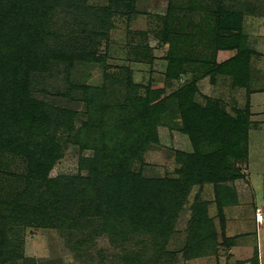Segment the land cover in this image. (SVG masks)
Wrapping results in <instances>:
<instances>
[{"label": "rangeland", "instance_id": "rangeland-1", "mask_svg": "<svg viewBox=\"0 0 264 264\" xmlns=\"http://www.w3.org/2000/svg\"><path fill=\"white\" fill-rule=\"evenodd\" d=\"M53 2L51 31L59 36L57 42L70 38L76 29H84L89 38L85 57L72 63L68 75L69 83L75 87L70 97L64 95L68 82L63 63L35 85L34 97L56 109L61 120L71 119L75 131L88 121L83 88L89 97L104 93V104L112 107L122 104L129 83L137 86L140 94L149 86L163 90L164 97H168L183 84L194 82L195 103L200 107L214 103L218 111L215 117H220L216 122L224 126L223 130L229 118H241L239 125L246 128V133L237 135L241 128L235 132L234 142H238L234 148L235 152L238 149L245 153L239 162L228 158L224 170L239 169V177L222 184L218 193L213 183L200 184L203 178L195 177L179 210L167 218L161 237L151 239L144 232L126 229L127 239L115 246L109 232L100 231L106 222L105 207L91 209V199L84 188L88 179L96 184L106 179L85 162L94 159L95 150H80L74 132L59 129L54 133L58 152L45 162V181L38 183L35 196L40 203L49 199L53 191H59L65 202L62 212L74 220L75 228H21L19 251L4 255L0 252V264H122V260L116 263L115 259L130 253L150 264L153 259L156 264H249L256 261L257 238L259 259L264 262V228L254 222L256 208L264 205V0H120L107 19L104 10L113 3L110 0ZM78 2L87 8L82 22L69 8ZM219 12L237 17L239 30L229 34V39L239 35L237 43L227 40L219 46L212 34L215 19L211 13ZM239 51H243L241 57ZM170 54L180 63L179 79L167 80ZM205 63L217 68L209 72L211 68H204ZM108 119L101 131L110 134L101 142L98 139L97 147H110L118 138L117 130L111 131L113 120ZM95 126L89 123L91 129L99 128ZM213 148L217 150V145ZM179 152L193 154L194 147L190 135L181 131L180 117L174 111L157 126L155 138L148 141L142 160L131 163V170H141L147 179H177L181 168L176 162ZM22 159L23 162L16 158L9 166L0 160V170L23 175L29 160ZM235 163L236 168L232 167ZM1 180L5 185L3 198L7 195L12 200L22 192L23 179L3 175ZM124 224L119 222L117 231ZM239 245L246 246L247 251L245 247L234 249L237 263H232L228 258L230 248ZM246 260L249 261L242 262Z\"/></svg>", "mask_w": 264, "mask_h": 264}, {"label": "trees", "instance_id": "trees-1", "mask_svg": "<svg viewBox=\"0 0 264 264\" xmlns=\"http://www.w3.org/2000/svg\"><path fill=\"white\" fill-rule=\"evenodd\" d=\"M119 1L110 0L113 3L104 10V19L109 18ZM55 4L53 0H0V160L7 166L16 158L22 162V158L29 160L27 168L21 173L23 175L16 176L0 170V252L4 255L8 251L12 254L19 251L21 242L18 233L21 228H75L74 220L62 212L65 202L61 201L59 191H53L49 199L40 203L35 196L38 183L45 181L48 168L45 162L49 157L55 158L58 152L54 133L59 129L69 134L74 132V141L80 150H95L94 159L85 162L88 166L90 163L96 174L106 176V179L97 184L89 183L88 179L84 188L89 193L91 209L105 207V211H101L106 222L101 225L100 231L109 232L111 244L116 246L121 240L125 241L130 230L158 239L163 234L167 218L181 207L189 184L193 183L195 177L203 178L200 184L213 183L217 193L222 184L239 177V169L233 172L225 170L231 157L239 162L244 155L243 150L239 152L237 149L235 152L234 143L238 139L234 142V137L240 128L242 131L237 135L241 133L244 136L246 128L239 125L241 118H229L230 122L223 130L224 126L220 127L221 123L216 122L220 117H215L218 111L214 103L209 102L205 107L195 103L194 82L183 84L168 97H164L163 90L149 86L144 94H140L138 87L129 83L122 104L112 107L104 104V93L97 98L89 97L87 89L83 88L82 100L87 103L88 121L75 131L71 119L61 120L56 109L34 97L38 81L44 79L45 75H51L61 63L66 65L68 82L64 95L70 97V91L75 88L68 81L72 63L85 57V43L89 38L84 29H76L75 34L71 32L73 35L70 38L57 42L59 36L51 31ZM69 8L74 12L75 19L82 22L87 8L79 2L69 5ZM211 15L215 19L211 31L219 46H223L227 40L237 43L238 34L234 35L235 39H229L232 31L239 30L237 17L224 12ZM97 26L101 27L100 24ZM239 55L241 57L243 51H239ZM174 56L169 55L167 80L179 79L180 63ZM204 68H211L209 72H212L217 67L205 63ZM174 111L180 117L181 131L191 137L194 153H176L177 165L181 167L179 178H144L141 170H131V163L142 160L148 141L156 136L157 126ZM108 118L113 120L111 131L117 130L118 138L112 146L100 148L95 143L110 134L101 131L104 120ZM90 122L99 128L91 129ZM59 123L63 128H59ZM216 145L217 150L213 148ZM203 147V150L207 149L206 152L202 150ZM232 167L236 168L237 163ZM3 175L23 179L22 192L13 196L12 200L7 195L2 197L5 189L1 180ZM119 222L125 223V226L117 231ZM128 255L118 257L116 263L122 260V264H135L136 261L137 264H150L145 263L138 254ZM152 262L157 263L156 259Z\"/></svg>", "mask_w": 264, "mask_h": 264}, {"label": "crops", "instance_id": "crops-1", "mask_svg": "<svg viewBox=\"0 0 264 264\" xmlns=\"http://www.w3.org/2000/svg\"><path fill=\"white\" fill-rule=\"evenodd\" d=\"M257 209H259V208H256V210ZM259 210L260 211L262 210L264 212V205L262 206V209H259ZM254 222H255L256 226H260V227L264 228V221L261 224H257L256 223V221H255V214H254ZM256 242H257V246H256V261H251V262H249V264H255V263H257V264H264V262H262V258H261V261L259 259L260 258V253H259L260 243H259V239L258 238L256 239ZM237 247H240V249H242V250H243V247H245L244 249H245V251H247L246 246H243V245L242 246L239 245V246H233V247H231L230 248V256L228 258L233 261L232 263H234V262L237 263V260H234V258H233V250L236 249ZM247 248H248V251L251 250L248 246H247ZM249 260L242 261V262L243 263L244 262H248ZM244 264H248V263H244Z\"/></svg>", "mask_w": 264, "mask_h": 264}, {"label": "built area", "instance_id": "built-area-1", "mask_svg": "<svg viewBox=\"0 0 264 264\" xmlns=\"http://www.w3.org/2000/svg\"><path fill=\"white\" fill-rule=\"evenodd\" d=\"M255 221L257 224H261L264 221V214L259 209L255 212Z\"/></svg>", "mask_w": 264, "mask_h": 264}]
</instances>
